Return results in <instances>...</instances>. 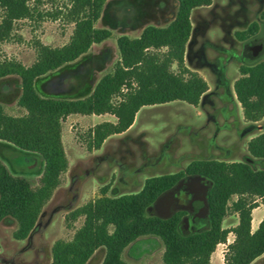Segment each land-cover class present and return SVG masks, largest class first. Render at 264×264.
I'll list each match as a JSON object with an SVG mask.
<instances>
[{
  "label": "trees",
  "instance_id": "trees-1",
  "mask_svg": "<svg viewBox=\"0 0 264 264\" xmlns=\"http://www.w3.org/2000/svg\"><path fill=\"white\" fill-rule=\"evenodd\" d=\"M108 1L69 0L64 17L74 31L68 43L61 47L38 44L37 60L30 66L12 59L0 62V80L20 79L18 106L26 112L12 116L0 104V141L44 161L40 184L35 187L26 177L13 174L0 158V223L14 220L13 237L18 241L29 238L68 171L63 124L70 116L116 118L89 129L87 149L97 151L111 136L127 132L143 107L176 101L198 106L209 91L207 81L186 66L185 55L193 31V10L209 7L213 0H177V14L168 26L150 25L137 38L123 35L117 39L120 59L91 94L78 99L42 96L36 88L39 79L75 63L94 45L113 37L112 31L96 26ZM30 2L0 0V43L11 39L15 22L34 17ZM259 30V22H254L235 37L247 41ZM239 74L234 90L244 118L259 122L264 118V60L242 65ZM248 152L264 160V133L248 143ZM110 187L104 186L101 196L68 214L69 226L80 218L84 222L71 240L54 243L51 264H88L100 248L106 251L102 264H128L123 258L125 250L146 236L162 241L164 264H211L213 253L227 243L230 234L235 239L228 245L224 264H252L264 255V219L252 231L253 211L260 202L264 204V169L243 162L196 160L175 174L147 179L135 194L111 197ZM181 192L191 198L179 204L177 193ZM234 197L237 200L230 206ZM152 207L156 213L149 215ZM230 208L238 214L239 223L226 229L223 222Z\"/></svg>",
  "mask_w": 264,
  "mask_h": 264
},
{
  "label": "rangeland",
  "instance_id": "rangeland-1",
  "mask_svg": "<svg viewBox=\"0 0 264 264\" xmlns=\"http://www.w3.org/2000/svg\"><path fill=\"white\" fill-rule=\"evenodd\" d=\"M30 4L35 11L34 17L14 23L11 39L0 43V62L12 59L30 66L37 60L38 44L61 47L69 42L74 31V25L64 17L69 0H31ZM263 9L264 0L261 4L215 0L211 8L193 10L187 66L201 73L212 86L213 91L203 104L212 123L196 118L194 107L185 102L147 106L140 110L131 129L108 138L100 150L89 151L86 144L89 129L105 121L114 122L116 118L111 115L70 116L63 124L68 171L28 239H14L17 228L14 220L7 218L0 223V264H51L54 243L61 239L71 240L84 222V218H80L71 227L66 221L68 214L101 196L104 186H111L109 196L118 197L138 193L147 179L175 174L199 159L218 157L246 163L244 148L237 141V131L246 136L257 127L245 121L242 107L234 97V84L240 65H254L264 60V50L248 56L258 39L264 43V20L260 17ZM177 10V0H109L96 26L112 31L114 37L94 45L89 54L75 63L39 79L36 82L38 92L53 98L88 96L120 59L119 36H138L150 25L168 26ZM58 13L60 16L53 19ZM2 15L0 8V22ZM254 22L260 24L259 33L246 44L238 41L235 33L247 30ZM173 69L177 70V66ZM20 84L16 76L0 80V104L7 114L16 117L26 113L18 106ZM0 158L13 174L24 176L35 187L39 186L44 171V161L39 155L0 141ZM260 167L254 164L256 170ZM236 200L234 197L230 206ZM259 204L258 210H264V204ZM155 213L152 207L149 215ZM234 225L235 213L230 208L226 227L231 229ZM234 239L230 234L227 243L217 247L220 264L224 263L226 246ZM163 253L162 241L146 236L131 244L123 258L128 264H164ZM105 254V249L100 248L88 264H102ZM252 264H264V256Z\"/></svg>",
  "mask_w": 264,
  "mask_h": 264
},
{
  "label": "crops",
  "instance_id": "crops-1",
  "mask_svg": "<svg viewBox=\"0 0 264 264\" xmlns=\"http://www.w3.org/2000/svg\"><path fill=\"white\" fill-rule=\"evenodd\" d=\"M240 1H242V2H244V3H248L249 1H256L258 4H261L262 3V0H240ZM214 3H215V0H213V4L211 5V6H209L208 8H211V7H213L214 6ZM264 11V9L261 11V14H262V12ZM193 13V12H192ZM260 17H261V15H260ZM143 32V31H142ZM142 32H140V34L138 35V36H140L141 34H142ZM193 32V31H192ZM112 34H113V37H114V33L112 32ZM125 35H127V36H130V35H128V34H125ZM123 36V35H122ZM138 36H134V37H132V36H130V37H132V38H137ZM120 37V36H119ZM118 37V38H119ZM117 38V39H118ZM237 39V38H236ZM191 40H192V35H191V38H190V40H189V42H188V44H187V48H186V55H185V63H186V66H187V58H188V53H189V45H190V42H191ZM238 40V39H237ZM108 41V40H107ZM107 41H105V42H107ZM239 41V40H238ZM249 40H247V41H240L241 43H247ZM104 43V42H103ZM102 44V43H101ZM89 54V53H88ZM86 56V55H85ZM83 58V57H82ZM245 63V62H244ZM242 65H244V64H242ZM242 65H240V67L242 66ZM188 67V66H187ZM239 67V68H240ZM189 68V67H188ZM190 69V68H189ZM190 70H192V69H190ZM192 71H194V70H192ZM195 72H197V71H195ZM199 73V72H198ZM205 80L207 79L206 77H204L201 73H199ZM239 74V73H238ZM239 76H240V74L238 75V77L236 78V80L239 78ZM235 80V81H236ZM207 81V80H206ZM207 83H208V81H207ZM209 84V83H208ZM212 86L211 85H209V91H207L204 95H203V97H202V99H201V101H200V103H199V105L198 106H193L194 107V111H195V115H196V118H198V119H200V120H202V119H205L206 120V122L205 123H207V124H210V123H212L213 122V120H212V118H210V114L208 113V110H206V108L203 106V104H204V100H205V97L207 96V95H209V94H211L212 93ZM234 97L237 99V97H236V94H234ZM240 104V103H239ZM144 108V107H143ZM140 112V111H139ZM138 115V114H137ZM102 116H106V115H102ZM137 118V117H136ZM245 119V118H244ZM136 121V120H135ZM246 121V120H245ZM248 122V121H247ZM205 123H204V125H205ZM255 125H256V130L255 131H253V132H251L250 134H248V135H244L241 131H237V133H238V135H237V141L243 146V148H244V153H245V158H246V160H247V162L246 163H249L253 168H254V164H259L260 166H262V167H260L261 169H264V160H259V159H255V158H253V157H251V155L249 154V152H248V143L253 139V138H255V137H257L258 135H260V134H262V133H264V118H263V120H261V121H259V122H253ZM135 124V123H134ZM133 127V126H132ZM131 127V128H132ZM246 127H248L247 125H246ZM130 128V129H131ZM215 155L216 156H218L219 154H217V153H215ZM199 160H215V161H224V162H236V161H234V160H222V159H219L218 157H211L210 159H199ZM186 169V168H185ZM255 169V168H254ZM257 170H260L259 168L257 169ZM259 208V207H258ZM258 208L257 209H255L254 211H253V220H252V231L253 232H255L257 229H258V227H259V225H260V223H261V221L264 219V210H258ZM237 219H238V221H237ZM238 223H239V217H238V214L237 213H235V225L233 226V227H236L237 225H238ZM223 227L224 228H226V229H228L227 227H226V218H225V220H224V222H223ZM221 245V244H220ZM219 245V246H220ZM226 247H228V245L226 246ZM264 256V255H263ZM262 256V257H263ZM261 258V257H260ZM259 259V258H258ZM211 264H220V261H219V259H218V257L216 256V251H215V253H213V255H212V258H211ZM224 264V263H223Z\"/></svg>",
  "mask_w": 264,
  "mask_h": 264
},
{
  "label": "flooded vegetation",
  "instance_id": "flooded-vegetation-1",
  "mask_svg": "<svg viewBox=\"0 0 264 264\" xmlns=\"http://www.w3.org/2000/svg\"><path fill=\"white\" fill-rule=\"evenodd\" d=\"M263 50H264V43L260 39H258L253 44V46L249 49L248 56H252L253 57V56L259 54ZM189 198H191V196H189L185 192L177 193V200H178L179 204L183 203V201H185V200H187Z\"/></svg>",
  "mask_w": 264,
  "mask_h": 264
},
{
  "label": "water",
  "instance_id": "water-1",
  "mask_svg": "<svg viewBox=\"0 0 264 264\" xmlns=\"http://www.w3.org/2000/svg\"><path fill=\"white\" fill-rule=\"evenodd\" d=\"M203 201H206V193L203 195Z\"/></svg>",
  "mask_w": 264,
  "mask_h": 264
}]
</instances>
